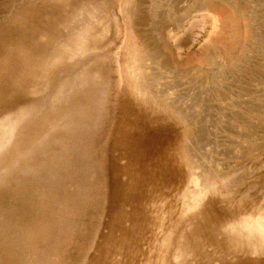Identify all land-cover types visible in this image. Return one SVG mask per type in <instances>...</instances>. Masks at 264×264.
<instances>
[{
	"label": "rangeland",
	"instance_id": "374dc122",
	"mask_svg": "<svg viewBox=\"0 0 264 264\" xmlns=\"http://www.w3.org/2000/svg\"><path fill=\"white\" fill-rule=\"evenodd\" d=\"M60 1L0 0V264H264V0H109L47 55Z\"/></svg>",
	"mask_w": 264,
	"mask_h": 264
},
{
	"label": "bare ground",
	"instance_id": "6f19581e",
	"mask_svg": "<svg viewBox=\"0 0 264 264\" xmlns=\"http://www.w3.org/2000/svg\"><path fill=\"white\" fill-rule=\"evenodd\" d=\"M87 2L88 3H86L82 8L83 9L82 11H84L86 14L87 13L91 14L90 21H88L89 25L85 23L83 24V21L85 20L83 18L84 16L82 15V13L81 14L77 13V11L80 12L81 9L79 10V8H77L76 6L73 7V0L60 1V8L62 12L59 21L60 23L59 37L61 39V43L57 51L52 48L51 44L48 45L43 44L42 46L45 47V52H47V55L53 54L54 56V54H58L56 52L69 54L70 51L72 52V49L76 47L87 50L90 49L91 46L93 48L98 46L102 42V40H104L105 37L104 32L108 30V24L105 23L104 21L106 20L105 12L108 11L109 0H88ZM129 4L130 3L127 1V7ZM103 5L104 7L102 8L101 11V7ZM137 10L139 11L138 5H136L135 10H132V8L127 9V14L129 16L128 24L131 29L130 32L131 44H129L128 46V57L129 58L131 57V59L136 63L137 68H135V70L133 71L134 73L136 72V69H139V71L142 69L147 70L148 62L152 61L153 60L152 57L154 56L161 58L160 55H162L163 57H165L164 58L165 62L172 61V58L169 54V50L166 49V46L162 47L156 41H155L156 43H154L155 45L153 43L149 45L151 46L150 49L152 48V50L154 51L153 54H146L144 48L145 46H147V40L143 38L144 24L142 18L139 17L140 15L137 14L138 12ZM135 14L136 17H133ZM101 29H103L104 31ZM101 31H103V33H101ZM135 32L139 33L141 38L136 37ZM173 35L174 34L171 33L168 36L167 41H170L173 38ZM159 39L162 38L160 37ZM16 52L22 55V53L19 50H16ZM143 83L145 84L144 79H143ZM197 196H195L196 198L194 197L195 199L193 198L192 200L193 205H196L197 202L201 200L200 198L201 196L200 195ZM248 229L254 233L264 234V218H261L260 221L251 222Z\"/></svg>",
	"mask_w": 264,
	"mask_h": 264
}]
</instances>
